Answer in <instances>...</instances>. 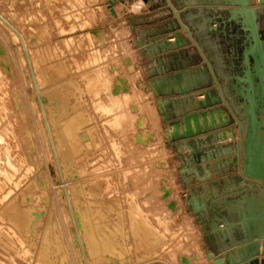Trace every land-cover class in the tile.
<instances>
[{
	"label": "rangeland",
	"instance_id": "374dc122",
	"mask_svg": "<svg viewBox=\"0 0 264 264\" xmlns=\"http://www.w3.org/2000/svg\"><path fill=\"white\" fill-rule=\"evenodd\" d=\"M145 1L146 0H116L114 4V9L116 12H118L116 14L117 15L119 14V15L114 16L111 12V6L109 4V0H0V11L6 17H8L10 21H12V23L25 36L26 44L29 47L28 48L29 55H30L31 62H32V64H30V61L28 60L22 40L11 29V27L0 18V65H1L0 69L1 71L3 70V72H5V73L1 72V78L3 79L7 78V80L4 79L5 81L3 79L2 80H3V83H5L6 87H8L7 88L8 90L9 88H11L9 90V94H10L9 97L11 96V98L9 99L11 100V104L13 102H14L13 104H15V105L9 104L8 105L9 107L7 106L8 108L6 109L3 108L2 110L5 112L0 110V132L4 137H6L5 139L7 140V142L9 140L12 141L13 138L8 137V136H11L10 133L7 132L8 124H9V128L13 131H14V128L18 126L17 127L18 129L17 128L15 129L17 131L13 132L15 134L17 132L16 135L18 136L17 137L15 135L16 138L13 139V142L14 143L16 142L15 145L17 144L15 148L16 151L14 150L15 152H13V154L15 153L14 157H16L15 159L17 163L20 164V166L18 164V168L16 170L14 171L10 170L11 167H9L7 163H5L6 162L5 155L3 154L4 157H2L3 155L1 154L4 152V150L3 149L1 150L0 156L4 159L2 158L0 159V166H1L0 173H2L0 174V177L2 176L1 177L2 180L5 181L4 186L8 185L7 187H9L12 185L11 187H9V189L4 187L3 194H5L6 197H3L4 195L2 193H1L2 195L0 196V203H1L0 206L2 205L1 207L2 208L4 207L3 208L4 212L2 211V209H0V212H1L0 229L2 230V232L4 230V232L7 233V234L4 233L3 235L0 230V237L2 238V239L0 238V255H1L0 263L2 262L1 264H6L7 262L8 264H24V263L25 264L26 263L27 264H37L38 263L37 261L39 260L40 261L38 264H86L85 257L82 253V244L78 238L75 222L73 221L74 217L71 213L72 208L70 209V204L67 199L66 190H65L66 187L69 190V194L72 199V207L75 211L76 218L78 219L80 231H82L81 234H82V237L84 238L83 243L86 248L89 264H95V263L97 264L96 262L97 259H102V260H98L100 262V263L98 262V264H122L121 261L123 260H120V259L126 260L127 257H129V259H127L128 261L127 260L123 261V264H126V263L127 264H139V263L142 264V263L150 262L149 259H151V257L149 256L141 255L139 257V255H136V253L133 250L131 251L132 253L129 252L131 247L135 249V245L134 244H132L133 246L131 245L132 239L130 238L129 234H126L130 232L129 228L127 229V227L124 228L123 233H122L123 235L120 236L121 242L119 243L118 246L119 248L121 247L122 249H124L123 251H125L126 253H130V254H126L124 252V254L121 255L122 253L119 252L120 249L118 250V253H119L118 254L116 252L117 250L113 248L114 246L111 245L110 247L109 245L108 247V243L105 242L106 228L104 224L106 223V221L103 218H99L98 215H96L97 218H95L96 216L91 210V206L94 205V203H92L90 200L88 201L89 190L87 187L88 186L87 183L89 182V180H91L92 176L94 177V175H90V174H92L93 172L94 174L97 173V171L95 170H98V169L100 171H105L106 173L107 171L110 172L113 169L110 172L112 175H110L111 177L109 176V178L110 180L112 179V181L115 179V181L113 182L110 181V182L112 186L111 188L114 189L116 192H114L112 189L111 190L112 192H114L113 194L114 195L116 194V195L115 196L112 195V192L109 190V186H110L109 184L108 188L106 189L108 190V192L105 194V197L107 196L106 198L108 199V201L112 199V201L110 202H112V204L113 203L115 204L114 206L115 208H118L119 206L123 207L125 205L126 200L123 198L129 196L128 194L129 190H130V194L135 192L137 198L138 199L140 198L141 201L144 199V201L142 202L137 199L139 202H141L140 204H142L143 207L145 206L144 209L150 210V208H152L153 206L154 207L157 206V208L158 206L165 207V209H167L168 211L165 210V213L162 212L161 215L163 216H160V217L164 218L166 212H168L166 215L167 217L170 214V219H168V226H172V227L169 228L171 229L169 230V233L174 231L177 234H179L178 235L179 237L180 235H182V238L180 239H178L179 237L177 238L179 243L181 242L180 240L185 238V240H183L184 242L182 241L180 243V244L185 243V244H182V246L189 244L188 246L192 247V245L194 246L193 240H196L199 243V246L201 250L203 251L204 256L207 259H210L208 260L210 263L206 260V264L208 263L216 264L214 262V259L208 257V254L206 250L204 249L203 243L206 238V234L204 233L205 230L203 226L200 224L199 218H197L196 215L194 214L192 205L189 204V201H188L189 200L188 192L185 186V180L188 177L186 175V167L182 166V163H181L182 160L183 162L185 161L186 155L182 151L179 152L177 150V146L174 144L175 142L174 141L170 142V139H168V137H166L165 135L169 122L166 116L162 113L156 93L152 89L151 84L148 81L147 74H146L147 72L146 61H145L143 54H141L139 47L136 43L137 38H138V33H136L135 31L136 29H138L137 27L139 25L144 27L146 24H149V23L148 22H129V20H126V14L127 15L136 14L137 12L141 11L145 6ZM127 2H129L130 4L127 5ZM133 24L136 25V28L132 27ZM182 29L184 30V28ZM50 52L52 53L49 54ZM94 57L96 59H94ZM101 67L104 68L107 71L108 76H110L114 80L113 82L115 83L113 85L114 87L116 86L115 87L116 90L118 91H128L129 90L128 93H132V94L134 93L135 95H137V99L138 98L140 99L142 106H143L142 108H144L143 110L134 108L135 111L137 110L136 112H139L138 119H137V125H136L138 130L135 128V133L137 131L139 132V134L137 133V136H136L135 133H133V131L131 132L132 137H131V134H129V136H127L128 135L127 134L126 136L127 138L130 137L129 138L130 140L127 139L125 136L123 137V134H121V132L123 133V131H121L120 128H118L119 130L114 129V128L109 129L110 126L109 125L106 126L105 122H103L105 121L104 119L105 116H103V114H100L101 113L100 111H97V108L94 103L96 101L94 100L93 97H95V99L97 97L98 100L103 101L105 100L104 92L101 91L100 96L99 95L94 96V94H90L91 93L90 89H88L94 84V82L90 81V80L94 81V78L92 77L93 75L92 73H94L93 70L95 71V69H99ZM2 74H7V76L5 75L6 76L5 77ZM34 74L38 80V87L35 85ZM8 78L11 80H9ZM6 81H8L9 83L10 81H12L11 84L13 85L8 84V82ZM122 86H123V90H122ZM200 95L201 97L204 98L203 93H200ZM41 102L44 103V106L46 108L48 120L50 122L51 131L54 136L56 145L58 147L60 163L62 165V170L65 176V179L62 177L63 175H62L59 163H58V159L53 150L51 138H50L49 131L46 125V121L41 111L42 110ZM70 103L73 105H71ZM65 104H67V106H65ZM78 106L80 107L79 109H78ZM11 108L13 109L10 110ZM1 111L3 114L1 113ZM16 111L18 112V114L16 113ZM83 111H86L85 112L86 115L83 114ZM7 112H10V113H7ZM90 112L93 113V115L96 118ZM5 113H7L8 115ZM11 113H12V116L10 117ZM73 113L74 114L76 113V114L74 115ZM14 114L17 116H15ZM4 115L6 118L4 117ZM81 116L84 119L82 118L83 120L79 121L80 124L79 123L73 124V128H72L73 130H75L74 133L72 131V138H73L72 142H74V145L77 142L76 146L79 145L77 147H80L82 140L83 139L85 140L83 136L84 131L80 132L82 131L81 129L85 130L87 134H89V130L91 127H97V130L94 128H91V131H93L92 134L90 131V134L92 135V137L94 135H97L101 130L100 134H98L101 136V138H98L99 137L98 135H97L98 137L94 136V137H97V139H99V141L97 140L98 141L97 143L95 141H93V143H89V142H92L90 139H93L91 135H89L90 138L88 140L87 139L85 141L83 140L85 142V143L83 142V144L86 147L84 145H83L84 147L81 146L80 151L85 154L86 149L88 148L86 155L80 154L81 152H79V150L78 152H76V149L74 148L75 153L76 154L78 153L77 154L78 158L79 157L81 158L80 155H82L83 159H84V156H87V158L83 161L84 163L87 160L93 161L94 157L96 158L97 157L96 155H98L99 159L96 158V160L98 161L94 160L95 164L94 162L92 163L88 162L90 164L86 162L88 165H91L92 168H95L94 170H92L90 166L88 165L86 166L85 165L86 163L80 164L82 163V160L78 161L77 155H75V153H74L75 160H72L74 163L72 162L73 165L71 164L70 158L73 157V156L71 157V154L73 155L71 151L72 147H70L69 146L70 144L68 145V143L65 144V140L62 137V129H64V127L69 124V119L71 122L72 120H74V118L76 117L81 118ZM13 117H16L17 121H15L16 119H14ZM18 119H20L19 120L20 122L21 120L22 122L24 121V123H18L19 122ZM99 119L101 120L103 125H105L104 127H107L105 128L106 130L103 128V125L101 124ZM85 120L87 121L89 120V121L85 122ZM94 120L99 121V123H97ZM90 121H93V123L90 124ZM14 122L20 125L16 124L17 126L15 125L16 126L15 127ZM84 122L87 125L89 123V126H88L90 127L89 129L87 128V125L83 124ZM140 122L141 123L144 122V123L141 124ZM10 124L12 125L13 129L11 128ZM98 124H101V125H98ZM79 125L83 127L80 128ZM74 126H76L77 129ZM84 126H86V128ZM100 126L102 128H100ZM102 130H103V133H102ZM104 130L107 132L108 136L106 135V133H104L105 132ZM107 130L111 132H108ZM76 132H77V135H76ZM94 132L95 133L97 132V133L94 134ZM110 134L115 135L114 138L116 137V139L119 138L120 140L118 139L117 143L114 142L115 140H113L114 139L113 137L108 138L111 136ZM116 134L118 135V137ZM133 134L135 136H133ZM74 136L75 137L78 136L76 139L78 141L74 140L75 139ZM103 136L107 137V139H104ZM108 139L113 140V141H109ZM6 140H3L4 142L2 141L3 144H5ZM101 140L103 141V144H104V141L105 142L108 141V144L105 143L103 145ZM86 141L88 142L86 143ZM99 142L102 146L99 144ZM94 143H96L97 146H95ZM118 143H120L122 146L119 145ZM117 144L119 145L120 149L116 147L118 146ZM65 145H68V148L67 146L65 147ZM104 146L106 148H109V152L106 151L107 149ZM82 147L85 148V151ZM100 147H103L101 148V150H99L101 152V153L99 152L101 155L97 153L98 151L97 149L98 148L100 149ZM0 148H3V147L0 146ZM104 148L106 149L105 151H104ZM115 148L118 149L117 152L120 153L121 156L120 154L116 152ZM68 150L69 152H71L70 156H69V152L68 153L66 152ZM111 151L113 153H111ZM90 153L91 154L95 153V155H91ZM105 153H107L106 155H108V157L105 155ZM109 154H114V155L109 156ZM17 156L18 157L20 156V158H17ZM100 157L101 158L107 157V158H104L105 159L104 160L103 158L101 159ZM26 162L28 163L26 164ZM2 163H4L7 166L4 167L5 165ZM99 163H102V164L99 165ZM126 163L127 164L129 163V164L127 165ZM1 164L4 165L3 170L5 171L8 170L10 175L12 174L11 172H13L12 174L13 176L11 180L7 178L5 176L4 171L1 170V168H3ZM24 165H25V168L28 169V171L24 168ZM67 165L69 167H67ZM79 165L80 166L85 165L86 168L87 167L89 168L87 169L85 168L87 170L85 171V169L83 170L85 166L84 167L81 166L83 171H79L81 169ZM73 166H74V169H73L74 173L77 175H75L72 172L73 170L71 171L70 169H68V168H73ZM140 166L142 168H140ZM77 167L80 169L78 170ZM21 168L23 169V171L25 170V172H23ZM29 170H30V173H28ZM21 171L26 174L24 175L22 174L21 176V173H22ZM84 171L85 173L87 172L86 177L89 178V175H90L89 179L86 178L85 176L84 177L86 179H84V177L82 176ZM17 172L18 174L19 172H21L20 175H18ZM14 174H16L17 177H15ZM32 175L36 177L34 178ZM4 176L6 177V180ZM77 176L81 178L77 179L78 178ZM112 176L114 177V179ZM23 178H26V179H23ZM15 179H17L16 182L14 181ZM21 179H23L24 181H22ZM87 179H88V182H85L87 181ZM116 179H117V182H116ZM80 180H84L83 184L85 183L87 184V185H84L85 187H87L86 189L82 188L84 186L82 185V181ZM11 181H14V182L11 183ZM18 181L23 185L19 184ZM130 181L131 182L134 181V182L131 183ZM114 182H116L117 185ZM10 183L11 185H9ZM26 183L28 184L30 183L29 184L30 186L28 184L26 185ZM65 184H67V186H65ZM130 184L133 185L131 186L132 189L129 186ZM118 185L121 189L118 188ZM18 186H22L23 189L22 187H19L18 189ZM126 187H129L130 189ZM133 187L135 188L134 192L132 191ZM20 188L23 193L19 191ZM123 188H124V191H123ZM6 189L8 190L7 191L8 193L5 192ZM84 189L85 191L84 193H82ZM15 190L19 192L18 194L22 193V195L17 196L16 195L17 192H15ZM141 192H142V195H141ZM9 194L10 195L13 194V195L10 196ZM14 194L16 195V197ZM85 194L88 196H86ZM107 194L111 195L112 197L114 196L115 199L113 200V198ZM125 194L126 196H124ZM24 195H26V197ZM117 195H120V196H117ZM9 196L14 200H16L17 198L19 201L16 200L17 202L13 203L14 200H11ZM108 196L110 199L108 198ZM22 197L24 198L22 199ZM2 199L8 200L10 202L13 201L11 202L12 205L15 204L16 208H21V209H18L20 212L22 210L26 211L27 214L25 212H23V214H21L22 212L20 213L21 219L25 220L24 224L25 223L28 224V225L23 224V226H25L24 229L21 228L23 229L22 230L23 232L20 231L21 230L20 228H17L18 226L15 228L13 227L15 230L10 229L12 228L11 227L12 220L9 219V217L6 214L4 215L2 214V213H5V210L8 206V203L6 202L8 201L2 200ZM118 199H120L121 201ZM4 201L6 203L5 206H3L5 204ZM116 202L119 204V206H117L118 204H116ZM20 204L24 207V209H22L23 208L22 206L18 207L20 206ZM25 204L29 206H25ZM87 204L91 206L88 207ZM26 207H28L29 209ZM87 207L89 210L87 209ZM83 210L85 211V213ZM33 211H34V214H33ZM88 214L92 215L93 217L92 218L86 217L88 216ZM24 215L25 216L28 215V216L25 217ZM28 217L31 219H28ZM88 218H90L91 221ZM93 218H95L94 221L92 220ZM29 220H30V223H28ZM5 222H7V224H10L9 228H8V225L6 226L8 230L10 229V232L6 230L7 228L3 227L6 225ZM89 222H91L94 230L89 229V228H92L91 224H88V229H87V226H85ZM83 223L85 225H83ZM178 228H180L181 230ZM26 229L28 230V232L27 231L25 232ZM12 230L13 232H11ZM16 230H17L16 232L17 234L19 233L18 231H20L18 235L16 233L14 234V231ZM97 230L101 236L97 234L98 233ZM87 232L89 233L88 234L89 236H87ZM9 233H11L12 235ZM13 234L15 235L14 240L13 238H11L14 236ZM7 235L11 236L9 237L10 240H7L8 239ZM20 235H22V238H24V240L21 238ZM51 235H54V237ZM18 236L21 241L18 240L19 239ZM24 236H26V238ZM43 238L45 240L46 238H48L49 240L45 241ZM96 238H99V239H96ZM17 240H18L17 245L18 244L21 246L23 245L24 247L26 246V248L24 249L23 246L21 247L19 245L17 247L16 242H15ZM27 240L29 244L26 243ZM19 241L21 242V244ZM97 241L99 242L101 241V243L98 244L99 242L97 243ZM12 242L13 244L14 243L15 244L13 245ZM93 244H95V246ZM123 244H125V246ZM100 245L102 247L103 246H106V247L102 248ZM12 246L13 247L15 246L14 247L15 249H13ZM20 247L21 249H19ZM91 247L93 248L92 251H91ZM126 247L128 248L126 249ZM183 247H186V246H183ZM23 249L24 251H22ZM17 250H20L21 253ZM111 252L113 253L111 254ZM19 254H22V255H19ZM107 254H110L111 257ZM113 254L115 255L117 254V256H112ZM101 255L103 258L101 257ZM97 256L101 258L96 259ZM161 256H165V255L161 254ZM10 257H13V258H10ZM162 258L166 260L165 262L168 264L169 261H167L166 256ZM144 259H147L148 261L146 260L144 261ZM159 259L161 260L160 256H159ZM163 259L161 260L162 262L159 260L157 264H160V263L166 264ZM3 260L6 263H4ZM132 261L134 262L132 263ZM11 262H14V263H11Z\"/></svg>",
	"mask_w": 264,
	"mask_h": 264
},
{
	"label": "crops",
	"instance_id": "0c3cea01",
	"mask_svg": "<svg viewBox=\"0 0 264 264\" xmlns=\"http://www.w3.org/2000/svg\"><path fill=\"white\" fill-rule=\"evenodd\" d=\"M171 1L178 9L182 20L194 32V29L202 22L193 21L192 15L195 16L205 6L200 5L199 0ZM129 4L127 2V5ZM126 20H129V22L149 23L144 27L139 25L135 31L138 33L136 43L146 61L148 81L156 93L162 113L166 118L170 114L174 117L181 114L182 109H184L183 103L186 102H182V97L178 94L179 82L173 77V74L188 70L190 76L187 77L185 75L181 83L187 87H189V83L194 85L195 76L200 79L207 77L209 74L204 59L196 46L188 40L186 32L179 27L178 21H176L166 0H146L144 8L136 14H126ZM132 27L136 28V25L133 24ZM177 33L180 36V40H183L181 42H184L180 46L175 44L176 38L174 36ZM165 40L173 45L164 49ZM198 42L206 56L212 61L204 44L201 41ZM217 64L219 65V63L212 61L214 68ZM192 70L195 72L193 73ZM233 74L225 73L226 76ZM225 75L222 74L221 77H218L224 91L227 90V77ZM210 86H214V84L211 82L209 86L203 89L206 90ZM202 90L193 92L197 100L203 98L200 95ZM221 108L226 113H216L214 116L220 127L211 131L213 134H218L219 137L224 136L222 141H219L215 136V142L219 146L218 149L229 148L231 144L236 145L239 129L238 124L230 116V112L226 108L224 109L222 105ZM220 118L222 122L228 121L229 124L222 126ZM167 120L170 122L169 119ZM207 135L208 133L200 135V137ZM183 142L179 141L174 144L181 145ZM202 148H205L206 153L213 150L210 142H207ZM177 150L180 152L178 147ZM194 150L182 147V152L186 155L185 163L180 160L182 166L186 167V175L188 177L185 180L188 201L205 230L204 249L207 253L215 252L217 257L226 260L228 259L229 251L240 244H244L245 236L240 225V217L236 211L241 205H247L246 200L256 199L251 203L253 206L251 208V218L247 219V223L252 228L254 235L258 236V231L264 229V190L249 185L241 177L236 162L238 155L236 151H229L222 157H215L214 159H207L206 154L199 153L200 160H196L193 156ZM195 197H198L204 203L201 211H196L191 203V200ZM230 236L233 241L230 240ZM226 264L228 263L226 262ZM247 264H264V256Z\"/></svg>",
	"mask_w": 264,
	"mask_h": 264
},
{
	"label": "bare ground",
	"instance_id": "6f19581e",
	"mask_svg": "<svg viewBox=\"0 0 264 264\" xmlns=\"http://www.w3.org/2000/svg\"><path fill=\"white\" fill-rule=\"evenodd\" d=\"M148 1V0H147ZM256 2V5L257 4H259V1L260 0H255ZM172 2V1H171ZM174 5V4H173ZM113 8H114V6H113ZM177 9V8H176ZM115 10V9H114ZM177 11H178V9H177ZM111 12H112V8H111ZM116 12V11H115ZM117 13V12H116ZM112 14L115 16V14L112 12ZM117 15V14H116ZM0 18L3 20V21H5V23L6 24H8L10 27H11V29L19 36V38L22 40V43H23V45H24V47H25V51H26V54H27V57H28V60L30 61V64H32V62H31V58H30V55H29V47L27 46V44H26V39H25V36L22 34V32L12 23V21H10L9 19H8V17H6L1 11H0ZM185 30V29H184ZM175 37V36H174ZM44 53V52H43ZM52 52H50L49 54H51ZM41 54V53H40ZM48 54V55H49ZM85 57V56H84ZM90 57V56H89ZM92 58V57H91ZM82 59V58H81ZM94 59H96L95 57H94ZM86 62V61H85ZM92 62V61H91ZM87 63V62H86ZM85 64V63H84ZM1 66V65H0ZM32 68V67H31ZM102 68V67H101ZM99 68V69H95V71L93 70V72L94 73H92L93 75H92V77L94 78V81H92V80H90L91 82H94V84L90 87V88H88V89H90V94H94V96H97V95H99L100 96V94H101V91H103L104 92V98H105V100H103V101H101V100H98V98L96 97V99H95V97H93V95H92V97L94 98V100L96 101V102H94L95 103V106H96V108H97V111H100L101 113L100 114H103V116H105V121H103V122H105V125L107 126V125H109L108 127H109V129H111V128H114V129H118V128H120L121 129V131H123V133L121 132V134H123V137L125 136L126 138H127V136H129V134H131V132L133 131V133H135V128L138 130V128L136 127V125H137V119H138V114H139V112H136L135 110H134V108L135 109H144V108H142L143 106H142V103H141V101H140V99L138 98L137 99V95H135L134 93L132 94V93H128L129 92V90L128 91H118V90H116L115 89V87H114V83L115 82H113L114 80L110 77V76H108V74H107V71L104 69V68ZM4 69V68H3ZM92 69V68H91ZM34 71V70H33ZM62 71H63V69H62ZM1 72L2 73H5V72H3V70L1 71V69H0V110H2L3 108L4 109H6V108H8L9 106V104H11V100L9 99V98H11V96L9 97V90L11 89V88H9V90L7 89L8 87H6V85H5V83H3V80L4 79H6L7 80V78H1ZM92 72V71H91ZM7 74H8V72H7ZM7 74H2V75H6L7 76ZM5 76V77H6ZM86 76V75H85ZM117 77V76H116ZM92 78V79H93ZM3 79V80H2ZM9 79V78H8ZM9 80H11V79H9ZM8 80V81H9ZM87 80V79H86ZM5 81V80H4ZM8 81H6V82H8ZM34 81H35V85L38 87V80H37V78H36V76H35V74H34ZM125 81V80H124ZM11 82L12 81H10V83L8 82V84H11ZM113 82V83H112ZM129 83V82H128ZM11 85H13V84H11ZM91 85V84H90ZM117 85V84H116ZM119 85V84H118ZM125 85V84H124ZM8 86V85H7ZM12 88H14V87H12ZM91 89H92V91H91ZM134 89V88H133ZM121 90V89H120ZM122 90H123V86H122ZM89 91V90H88ZM93 92V93H92ZM102 92V93H103ZM132 92V91H131ZM201 93H203V92H201ZM14 94V93H13ZM17 94V93H16ZM78 94V93H77ZM204 94V93H203ZM15 95V94H14ZM80 96V95H79ZM102 96V95H101ZM136 96V97H135ZM203 96V95H202ZM17 98V97H16ZM134 98V99H133ZM41 99V98H40ZM100 99H101V97H100ZM203 99V98H202ZM42 101V100H41ZM76 102V101H75ZM84 102V101H83ZM14 103V102H13ZM12 103V104H13ZM93 103V102H92ZM11 104V105H12ZM71 104V103H70ZM78 104V103H77ZM13 105H15V104H13ZM71 105H73V104H71ZM71 105H70V107H71ZM83 105V104H82ZM8 106V107H7ZM41 106H42V113H43V116H44V118H45V121H46V125H47V128H48V131H49V135H50V138H51V143H52V146H53V150H54V152H55V154H56V156H57V159H58V163H59V166H60V169H61V172H62V177L65 179V176H64V174H63V170H62V165H61V163H60V157H59V151H58V147H57V145H56V142H55V139H54V136H53V134H52V131H51V127H50V122H49V120H48V116H47V112H46V108H45V106H44V103L43 102H41ZM65 106H67V104H65ZM136 106H138V107H136ZM10 107H12V106H10ZM19 107H21V106H19ZM80 107L78 106V109H79ZM96 108H95V110H96ZM13 108H11L10 110H12ZM63 109V108H62ZM76 109V108H75ZM85 109V108H84ZM15 110V109H14ZM13 110V111H14ZM20 110V109H19ZM24 110V109H23ZM22 110V111H23ZM146 110V109H145ZM3 111V110H2ZM2 111H1V113H2ZM21 111V110H20ZM71 111V110H70ZM69 111V112H70ZM140 111V110H139ZM3 112H5V111H3ZM73 112H75V111H73ZM80 112V111H79ZM82 112V111H81ZM85 112L86 111H83V114L84 115H86L85 114ZM92 112V111H91ZM90 112V113H91ZM7 113H10V112H7ZM7 113H5V114H7ZM15 113V112H14ZM16 113L18 114V112L16 111ZM78 113V112H77ZM89 113V114H90ZM144 113V112H143ZM3 114V113H2ZM1 114V115H2ZM20 114V113H19ZM74 114V113H73ZM76 114V113H75ZM74 114V115H75ZM82 114V113H81ZM80 114V115H81ZM92 115H93V113H91ZM90 114V115H91ZM8 115V114H7ZM6 115V116H7ZM10 115V114H9ZM15 115V114H14ZM13 115V116H14ZM141 115V114H140ZM12 116V113H11V115H10V117ZM15 116H17V115H15ZM19 116V115H18ZM78 116V115H77ZM88 116V115H87ZM94 116V115H93ZM100 116V115H99ZM102 116V117H103ZM144 116V115H143ZM148 116V115H147ZM146 116V117H147ZM3 117V116H2ZM4 117H5V115H4ZM79 117V116H78ZM95 117V116H94ZM101 117V116H100ZM145 117V116H144ZM6 118V117H5ZM14 119H16V117H13ZM20 118H22V117H20ZM83 117L81 116V118H74V120H72L71 122H70V119H69V124L68 125H66L65 127H64V129H62V137L64 138V140H65V144H67L68 143V145L70 146V147H72V149H71V151H72V153H73V155L71 154V157L72 158H70V160H71V164H72V160H75V155H77L76 153H75V150H74V148L76 149V152H78V150H79V152H81L80 151V147L81 146H83L84 144H83V142L87 139H89L90 137H89V135H91L92 134V132L93 131H91V128H94V129H96L97 130V127H88L89 126V123H88V125L87 124H85V122L87 121V120H85V122L83 123V124H85V125H87V128L89 129L90 128V130H89V134H87V132L85 131V130H83V129H81L82 131H80V132H83L84 131V134H83V136H84V138H85V140L83 141L82 140V138H81V140H82V145L80 144V147H77V146H79V145H77L76 146V144H77V142H76V144L74 145V142H72V131H73V133L75 132V130H73L72 128H73V124H77V123H79V121H81V120H83L82 119ZM86 118V117H85ZM93 118V117H92ZM96 118V117H95ZM139 118H140V116H139ZM14 119H13V121H14ZM68 119V118H67ZM76 119V120H75ZM77 119H78V121H77ZM101 119V118H100ZM99 119V120H100ZM142 119V118H141ZM149 119V118H148ZM20 119H18V121H19ZM61 120V119H60ZM91 120H93V119H91ZM102 120V119H101ZM101 120H100V122H101ZM15 121H17V119L15 120ZM62 121V120H61ZM65 121V120H64ZM66 121H68V120H66ZM89 121V120H88ZM87 121V122H88ZM94 121H96V120H94ZM143 121V120H142ZM147 121V120H146ZM97 123H99V121H96ZM95 122V123H96ZM8 123V122H7ZM15 123V124H14ZM13 124H14V126L17 124V125H20V124H18V123H24V121L22 122V120H21V122L19 121L18 123H16V122H14ZM82 123V122H81ZM93 123V121H90V124H92ZM94 123V124H95ZM141 123V122H140ZM142 123H144V122H142ZM141 123V124H142ZM80 124V123H79ZM93 124V125H94ZM101 124L103 125V123L101 122ZM101 124H98V125H101ZM1 125H2V123H1ZM3 125H4V123H3ZM11 125V124H10ZM16 125V126H17ZM25 125V124H24ZM65 125V124H64ZM82 125V124H81ZM105 125H103V128L105 129V128H107V127H104ZM15 126V127H16ZM61 126H63V125H61ZM77 126V125H76ZM76 126H74V127H76ZM80 126V125H79ZM95 126V125H94ZM18 127V126H17ZM16 127V128H17ZM23 127V126H22ZM83 126H80V128H82ZM85 128H86V126H84ZM144 127V126H143ZM11 128L13 129V127H12V125H11ZM16 128H14V131H17V130H15ZM19 128H21V127H19ZM100 128H102L101 126H100ZM142 128V127H141ZM1 129H3V128H1ZM18 129V128H17ZM76 129H77V127H76ZM88 129H86V130H88ZM139 129H140V127H139ZM143 129V128H142ZM96 130H94V131H96ZM106 130V129H105ZM104 130V131H105ZM119 130V129H118ZM239 130V129H238ZM13 130H11L10 128H9V124H8V128H7V132H9L10 133V135L11 136H8V137H12L13 139H15L16 138V134H17V132H16V134L15 133H13L14 132ZM90 131H91V134H90ZM108 131V130H107ZM4 132V131H3ZM18 132H20V131H18ZM78 132V131H77ZM77 132H76V135H77ZM98 132V131H97ZM96 132V133H97ZM100 132H101V130H100ZM100 132L98 133V134H100ZM108 132H111V131H108ZM166 132H168V128H167V131ZM166 132H165V135H166ZM22 133V132H21ZM86 133V134H85ZM95 132H94V134H96ZM102 133H103V130H102ZM104 133H106V135H107V132L105 131ZM114 133H116V132H114ZM137 133L139 134V132H137L136 131V133H135V135L137 136ZM5 134V133H4ZM7 134V133H6ZM20 134V133H19ZM24 134V133H23ZM97 134V135H98ZM109 134V133H108ZM128 134V135H127ZM9 135V134H8ZM16 135V136H15ZM26 135V134H25ZM79 135V134H78ZM81 135V134H80ZM97 135H94V136H97ZM111 135V134H110ZM117 135V134H116ZM127 135V136H126ZM134 134H133V136H135ZM22 136V135H21ZM21 136H19V137H21ZM92 137V135H91V137L93 138V139H90L92 142H89V143H93V141H95L96 143L99 141V139H97V137L98 138H101V136L100 135H98L97 137ZM104 136H105V134H104ZM103 136V137H104ZM108 136V135H107ZM114 136L115 135H111L110 137H108V138H111V137H113L114 138ZM18 137V136H17ZM25 137V136H24ZM75 137V136H74ZM77 137L78 136H76L75 137V139L74 140H76L77 139ZM102 137V138H103ZM117 137H118V135H117ZM122 137V138H123ZM131 137H132V134H131ZM232 137V136H231ZM6 137H4L2 134H1V132H0V146H2L3 148H0V152H1V150L3 149L4 150V152L3 153H1L2 155L4 154L5 155V160H6V162L5 163H7V165L9 166V167H11V169L10 170H12V171H14V170H16L17 168H18V164L19 163H17V161H16V157H14L15 155V153L13 154V152H15L16 150H15V148H16V146H17V144L15 145V143L13 142V139H12V141H8L7 142V140L5 139ZM130 137H128L127 139H129ZM134 138V137H133ZM133 138H132V140H133ZM95 139V140H94ZM104 139H107V137H104ZM119 139V138H118ZM118 139H116V137L113 139V140H115L114 142H118ZM3 140H6V142H5V144H3ZM98 140V141H97ZM109 140V139H108ZM113 140H109V141H113ZM117 140V141H116ZM120 140V139H119ZM130 140V139H129ZM3 141V142H2ZM18 141V140H17ZM76 141H78V140H76ZM102 141V140H101ZM140 141V140H139ZM2 142V143H1ZM19 142V141H18ZM80 142V141H79ZM88 141H86V143H87ZM114 142H112V143H114ZM135 142H137V141H135ZM85 143V142H84ZM96 143H94L95 144V146H97L96 145ZM105 143H107L108 144V141L107 142H105L104 141V144ZM93 144V145H94ZM99 144H100V142H99ZM102 144H103V141H102ZM103 144V145H104ZM111 144V143H110ZM119 145H121L120 143H118ZM117 144V145H118ZM68 145H65V147L67 146V148H68ZM91 145V144H90ZM101 145V144H100ZM119 145L118 146H116V147H118V149H120L119 148ZM64 146V145H63ZM85 146V145H84ZM83 146V147H84ZM102 146V145H101ZM107 146H109V145H107ZM122 146V145H121ZM19 147V146H18ZM27 147V146H26ZM77 147V148H76ZM82 147V148H83ZM86 147V146H85ZM98 147H99V145H98ZM105 147V146H104ZM138 147V146H137ZM79 148V149H78ZM97 148V147H96ZM101 148H103V147H100V149L98 148L97 150V153L98 154H100L101 152L99 151V150H101ZM106 148V147H105ZM104 148V151L106 150V151H108L109 152V148H106L105 149ZM18 149V148H17ZM22 149V148H21ZM84 149V151H85V148H83ZM91 149H92V147H91ZM111 149V148H110ZM116 149V148H115ZM118 149H116V152H117V150ZM15 150V151H14ZM87 150H88V148L86 149V152H85V154L84 153H80V154H84V155H86L87 154ZM95 150V149H94ZM103 150V149H102ZM112 150V149H111ZM83 151V150H82ZM90 151V150H89ZM88 151V152H89ZM18 152V151H17ZM67 153L69 152V150L68 151H66ZM91 152V151H90ZM100 152V153H99ZM122 152V151H121ZM19 153V152H18ZM67 153H66V155H67ZM70 153L71 152H69V156H70ZM74 153H75V155H74ZM96 153V152H95ZM95 153L93 154H91V155H95ZM111 153H113L112 151H111ZM118 153V152H117ZM107 153H105V155H106ZM118 154H120V153H118ZM117 154V155H118ZM4 155L2 156V157H4ZM16 155H17V153H16ZM29 155V154H28ZM90 155V156H91ZM101 155V154H100ZM103 155V154H102ZM104 155V156H105ZM110 155H114V154H109V156ZM24 156V155H23ZM22 156V157H23ZM81 156V158H82V155H80ZM97 157V159H99V157H98V155H96ZM107 157H108V155H106ZM120 156H121V154H120ZM1 156H0V159L2 158ZM92 157V156H91ZM107 157H104V158H107ZM112 157V156H111ZM17 158H20V156L18 157L17 156ZM26 158V157H25ZM77 158H78V155H77ZM80 157L77 159L78 161L79 160H82V163H80V164H83L84 162V160L87 158V156H84V159L82 158L81 159ZM89 158V157H88ZM96 158L94 157V159H93V161H91V160H87L86 162L88 163V162H94V160L95 161H98V160H96ZM101 158V157H100ZM103 158V157H102ZM101 158V159H102ZM103 158V159H104ZM110 158V157H109ZM114 158V157H113ZM2 159H4V158H2ZM90 159V158H89ZM18 160V159H17ZM66 160V159H65ZM68 160V159H67ZM105 160V159H104ZM115 160V159H114ZM113 160V161H114ZM21 161H22V159H21ZM135 161V160H134ZM19 162V161H18ZM23 162H24V160H23ZM68 162H70V161H68ZM67 162V163H68ZM81 162V161H80ZM85 162V163H86ZM102 162H104V161H102ZM110 162V161H109ZM28 162H26V164H27ZM74 163V162H73ZM76 163H77V161H76ZM84 163V164H85ZM85 164L86 166L88 165V164H90V163H88V164ZM112 163V162H111ZM2 164H4V163H2ZM1 164V165H2ZM94 164H95V162H94ZM102 163H99V165H101ZM127 164V163H126ZM129 164V163H128ZM127 164V165H128ZM5 165V164H4ZM4 165H2V167L4 166ZM7 165H5L4 167H6ZM35 165V164H34ZM70 165V164H69ZM73 165V164H72ZM78 165V164H77ZM84 165V166H85ZM131 165V164H130ZM147 165V164H146ZM19 166H20V164H19ZM23 166V165H22ZM31 166V165H30ZM76 166V165H75ZM82 167H84L83 165H81ZM81 166L79 165V167L81 168ZM86 166L83 168V170L86 168ZM88 166H90V168H92L91 167V165H88ZM92 166H93V164H92ZM103 166V165H102ZM119 166V165H118ZM1 167V166H0ZM4 167L3 168H1V170L2 171H4V173H5V176L7 177V178H9L10 180L12 179V174H13V172H11L12 174L10 175V173H9V171L7 170V171H5V170H3L4 169ZM67 167H69L68 165H67ZM95 167V166H94ZM20 168V167H19ZM23 168V167H22ZM21 168V169H22ZM24 168H25V165H24ZM23 168V169H24ZM80 168H78L77 167V169L79 170ZM87 168H89V167H87ZM86 168V169H87ZM97 168V167H96ZM105 168V167H104ZM118 168V167H117ZM124 168V167H123ZM127 168V167H126ZM140 168H142L141 166H140ZM9 169V168H8ZM23 169H22V171H23ZM26 169V168H25ZM30 169V168H29ZM68 169H70L71 171L74 169V166H73V168H68ZM85 169V171H87ZM95 168H92V170H94ZM98 169V168H97ZM144 169V168H143ZM19 170V169H18ZM27 171H28V169H26ZM82 170V168L79 170V171H83ZM89 170V169H88ZM99 170V169H98ZM98 170H95V171H97V173H95L94 174V172L92 173V174H90V175H94V177L92 178L91 177V180H89V182H88V179L90 178V175H89V178L88 177H86V173H85V171H84V173H83V177L85 176L86 178H88L87 179V181H85V182H88L87 184H88V190H89V197H88V201L90 200L92 203H94V205H88V207L89 206H91V210L93 211V213H94V215L96 216V215H98L99 216V218H103L105 221H106V223L104 224L105 225V228H106V230H105V237H106V239H105V242H107L108 243V247H109V245H110V247H111V245L112 246H114L113 248H115V250H117L116 252L118 253V250H119V252H121L122 254L121 255H123L124 254V252L125 251H123L124 249H122L121 247L119 248V243L121 242V240H120V236L121 235H123L122 233H123V230H124V228H126L127 227V229L129 228V230H130V232L129 233H126V234H129V236H130V238L132 239L131 240V245L132 244H134L135 245V249L134 248H130V250H129V252H131L132 250L136 253V255H139V257L141 256V255H146V256H149V257H151V259H149V261L150 262H147V263H142V264H157L158 263V261L160 260L159 259V256L161 257V260L163 259L162 257H165L166 256V258H167V261H169L168 262V264H206V260L208 261V260H210V259H207L205 256H204V253H203V251L201 250V248H200V246H199V243L196 241V240H193V239H191V240H193V244H194V246L192 245V247L191 246H188V245H183V246H186V247H183L182 246V244H185V243H182V244H180L183 240H185V238H183L182 240H180L181 242L179 243V241H178V239H180V238H182V235H180V237L178 236L179 234H177L176 232H170L169 233V230H171V229H169V228H171L172 226H168V219H170V214L168 215V217L166 216L167 215V213L168 212H166V214H165V217L163 218V217H160V216H163V215H161L162 214V212H164L165 213V210H167V209H165V207H159L158 206V208H157V206L156 207H152V208H150V210H148V209H144V207H143V205L142 204H140L142 201H144V199L143 198H141V199H143L142 201L140 200V198L138 199L137 198V196H136V193L134 192V190H135V188L133 187V192L134 193H132V194H130V190H129V196L128 197H125V198H123V199H125L126 200V203H125V205L122 207V206H119V204L116 202V204H118L117 206H119L118 208H115L114 206H115V204L113 203L112 204V202H110V201H112V199L110 200V201H108V199L105 197V194L108 192V190H106L107 188H108V186H109V184H110V186H109V190L112 192V190L114 191V192H116L114 189H112L111 187V182H113V181H115V179H114V177H113V181H112V179L110 180V178H109V176L110 175H112L110 172L113 170H111L110 172H108L107 171V173L105 172V171H98ZM109 170V169H108ZM120 170V169H119ZM21 171V172H22ZM77 171V170H76ZM90 171V170H89ZM121 171V170H120ZM21 172H19V174H18V172H17V174L18 175H20V173ZM23 172H25V170L23 171ZM21 173V176H22V174L24 175V174H26V173ZM73 173H74V170L72 171ZM158 172V171H157ZM3 173V174H4ZM28 173H30V170H29V172ZM82 173V172H81ZM91 173V172H90ZM151 173V172H150ZM0 174H2V173H0ZM75 174V173H74ZM140 174V173H139ZM15 175V177H17L16 176V174H14ZM37 175V174H36ZM75 175H77V174H75ZM4 176V178H5V180H6V177ZM33 176V175H32ZM80 176V175H79ZM118 176V175H117ZM133 176V175H132ZM136 176V175H135ZM2 177V176H1ZM0 177V196L4 193L3 192V189H4V187L5 188H8L9 189V187H11L12 185H11V183L12 182H16V180L18 179H15L14 181H11V183L9 184V185H11V186H9V187H7V186H4V182L5 181H3L2 180V178ZM18 177H20V176H18ZM34 177V176H33ZM36 177V176H35ZM34 177V178H35ZM78 177V176H77ZM84 177V179H86ZM111 177V176H110ZM38 178H40V177H38ZM79 178H81V177H78L77 179H79ZM122 178V177H121ZM120 178V179H121ZM151 178V177H150ZM23 179H26V178H23ZM23 179H21L22 181H24ZM129 180V179H128ZM127 180V181H128ZM65 181V180H64ZM80 181H82V185L84 186V185H87L86 183L85 184H83V182H84V180H80ZM79 181V182H80ZM111 181V182H110ZM149 181V180H148ZM19 182V181H18ZM27 182V181H26ZM38 182V181H37ZM116 182H117V179H116ZM116 182H114L116 185H117V183ZM131 182V181H130ZM132 182H134V181H132ZM131 182V183H132ZM138 182V181H137ZM23 183H25V182H23ZM119 183H120V181H119ZM128 183V182H127ZM126 183V184H127ZM15 184V183H14ZM19 184H21L20 182H19ZM28 183H26V185H27ZM30 184V183H29ZM28 184V185H29ZM115 184H114V186H115ZM135 184V183H134ZM139 184V183H138ZM21 185H23V184H21ZM113 185V184H112ZM121 185H122V183H121ZM30 186V185H29ZM65 186H67V184H65ZM80 186H81V184H80ZM130 186V188H131V186H133L132 184H130L129 185ZM14 187V186H13ZM12 187V188H13ZM19 187H22V186H18V189H19ZM28 187V186H27ZM45 187V186H44ZM87 187H82V188H87ZM137 187V186H136ZM29 188V187H28ZM32 188V187H31ZM42 188V187H41ZM117 188V187H116ZM118 188H120L119 187V185H118ZM125 188V187H124ZM124 188H123V191H124ZM126 188H129V187H126ZM129 188V189H130ZM139 188V187H138ZM22 189H23V187H22ZM85 189L82 191V193H84V191H85ZM112 189V190H111ZM121 189V188H120ZM132 189V188H131ZM30 190H32V189H30ZM29 190V191H30ZM42 190V189H41ZM40 190V191H41ZM65 190H66V195H67V199H68V202H69V204H70V209L72 208V215H73V217H74V222H75V226H76V229H77V234H78V238H79V240L81 241V244H82V253H83V255H84V257H85V262H86V264H89V261H88V257H87V252H86V248H85V246H84V243H83V237H82V234H81V232L82 231H80V227H79V224H78V219L76 218V214H75V211H74V209H73V207H72V199H71V196H70V194H69V190L67 189V187L65 188ZM88 190H87V192H88ZM106 190V191H105ZM127 190V189H126ZM8 190L6 189V193H8L7 192ZM20 192H22L21 191V188H20V190H19ZM25 191V190H24ZM39 191V192H40ZM45 191V190H44ZM128 191V190H127ZM126 191V192H127ZM140 191H142V190H140ZM12 192V191H11ZM15 192H17V190H15ZM32 192V191H31ZM114 192H112V195H114L113 193ZM122 192V191H121ZM2 193V194H1ZM10 193V192H9ZM19 192H17V196L18 195H22V193H20V194H18ZM42 193H43V191H42ZM38 194V193H37ZM40 194V193H39ZM120 194V193H119ZM127 194V195H128ZM4 196L3 197H6V195L5 194H3ZM10 195V194H9ZM11 195H13V194H11ZM10 195V196H11ZM15 195V194H14ZM16 195H15V197H16ZM42 195V194H41ZM86 195V194H85ZM88 195H86V196H88ZM107 195H109V194H107ZM116 195V194H115ZM114 195V196H115ZM141 195H142V192H141ZM9 196V198L11 199V200H14V199H12L11 197ZM25 197H26V195H24ZM36 196V195H35ZM83 196H84V194H83ZM85 196V197H86ZM109 196H111V195H109ZM109 196H108V198H109ZM112 197L113 198V200L115 199V197ZM117 196H120V195H117ZM124 196H126V194L124 195ZM140 196V195H139ZM14 197V196H13ZM143 197V196H142ZM24 197H22V199H23ZM41 198V197H40ZM117 198V197H116ZM120 198V197H119ZM7 199V198H6ZM26 199V198H25ZM110 199V198H109ZM139 201H141V202H139ZM2 200H5V199H2ZM16 200H18L17 198H16ZM16 200H14V202L13 201H11V202H13V203H15V202H17ZM84 200V199H83ZM118 200H120V199H118ZM146 200V199H145ZM5 201H8V200H5ZM5 201H4V203H5ZM19 201V200H18ZM20 201H22V200H20ZM26 201V200H25ZM25 201H23V202H25ZM34 201V200H33ZM116 201H117V199H116ZM121 201V200H120ZM147 201V200H146ZM10 201H8V202H6V203H8V206H7V208H6V210H5V213H2L3 215L4 214H6L8 217H9V219H11L12 221H11V227L12 228H10V229H14L15 227H17V228H23L24 229V227L25 226H23V224H24V222H25V220L24 219H21V217H20V213L21 214H23V212H25L26 213V211L25 210H22L21 212L18 210V209H21V208H16V206H15V204H13L12 205V203H11ZM149 202V201H148ZM6 203L3 205V206H5L6 205ZM19 203V202H18ZM1 204V203H0ZM9 204H11V205H9ZM22 204V203H21ZM20 204V206H18V207H21L22 205ZM29 204V203H28ZM34 204V203H33ZM16 205H18V204H16ZM105 205H106V207H105ZM2 206V205H1ZM0 206V207H1ZM25 206H29V205H26L25 204ZM23 207V206H22ZM88 207H87V209H88ZM4 208V207H3ZM3 208L1 207L0 209H2V211H3ZM26 208H28V207H26ZM22 209H24V207L22 208ZM29 209V208H28ZM89 210V209H88ZM164 210V211H163ZM37 211V210H36ZM84 211V210H83ZM168 211V210H167ZM170 211V210H169ZM4 212V211H3ZM24 213V214H25ZM31 213V212H30ZM84 213H85V211H84ZM87 213V212H86ZM89 213V212H88ZM115 215H114V214ZM171 213V212H170ZM0 214H1V212H0ZM27 214V213H26ZM33 214H34V211H33ZM37 214V213H36ZM90 214H88V216H86V217H90V218H92L93 216L92 215H90ZM25 216V215H24ZM23 216V217H24ZM28 215H26L25 217H27ZM34 216V215H33ZM39 216V215H38ZM22 217V218H23ZM4 218V217H3ZM5 218H6V216H5ZM20 218V219H19ZM90 218H88L90 221H91V219ZM95 218H97V216L95 217ZM95 218H93L92 220L94 221V219ZM8 219V220H9ZM28 219H31V218H29L28 217ZM28 219H26V220H28ZM36 219V218H35ZM3 220V219H2ZM7 220V219H6ZM24 220V221H23ZM37 220H38V218H37ZM98 220V219H97ZM35 221V220H34ZM88 221V220H87ZM93 221H92V223H93ZM2 222V221H1ZM8 222V221H7ZM7 222H5L6 223V225L5 226H3L4 225V223H3V227L4 228H7L6 226L8 225V228H9V225L10 224H7ZM28 222V221H27ZM39 222V221H38ZM73 222V223H74ZM85 222H86V220H85ZM28 223H30V220H29V222ZM36 223V222H35ZM100 223H102V222H100ZM22 224V225H21ZM26 224V223H25ZM24 224V225H25ZM31 224H33V223H31ZM88 224H91V222H89V223H87V225H85L84 223H83V225H85V226H87V229H88ZM127 224V225H126ZM171 224V223H170ZM26 225H28V224H26ZM38 225V224H37ZM47 225H48V223H47ZM99 225H101V224H99ZM54 226V225H53ZM90 226V225H89ZM91 226H92V224H91ZM90 226V227H91ZM103 226V225H102ZM125 226V227H124ZM3 227H2V229H3ZM14 227V228H13ZM42 227V226H41ZM180 227V226H179ZM183 227V226H182ZM181 227V228H182ZM8 228L6 229L8 232H10V229L8 230ZM16 228V229H17ZM38 228H39V226H38ZM53 228V227H52ZM84 228V227H83ZM103 228V227H102ZM23 229H21L20 231L21 232H23L22 230ZM89 229H93L94 230V228H93V226H92V228H89ZM178 229H180V228H178ZM1 230V229H0ZM15 230V229H14ZM18 230V229H17ZM17 230L16 231H14V234L17 232ZM34 230V229H33ZM102 230V229H101ZM172 230H173V228H172ZM175 230V229H174ZM181 230V229H180ZM187 230V229H186ZM20 231H18L19 233H20ZM28 232V230L26 229L25 230V232ZM87 231V230H86ZM99 231H100V229H99ZM103 231H104V229H103ZM183 231V230H182ZM1 232H2V230H1ZM11 232H13V230L11 231ZM46 232V231H45ZM91 232H92V230H91ZM97 232H98V230H97ZM125 232V231H124ZM178 232V231H177ZM4 233H6V232H4V230H3V232H2V234L4 235ZM18 233V234H19ZM34 233V232H33ZM32 233V234H33ZM36 233V232H35ZM44 233V232H43ZM52 233V232H51ZM84 233V232H83ZM7 234V233H6ZM9 234H11V233H9ZM13 234V235H14ZM17 234V233H16ZM17 234V235H18ZM25 234V233H24ZM29 234V233H28ZM45 234V233H44ZM85 234V233H84ZM89 233L87 232V236H89L88 235ZM96 234V233H95ZM97 234H99V232L97 233ZM189 234V233H188ZM12 235V234H11ZM23 235V234H22ZM22 235H20L21 236V238H22ZM27 235V234H26ZM34 235V234H33ZM40 235H41V233H40ZM100 235V234H99ZM6 236V235H5ZM8 236V239L7 240H10L9 239V237H11L10 235H7ZM51 236H53L54 237V235H51ZM101 236V235H100ZM127 236V235H126ZM128 236V237H129ZM186 236V235H185ZM14 237H15V235L13 236V237H11V238H13V240H14ZM17 237V236H16ZM25 238H26V236H24ZM29 237V236H28ZM27 237V238H28ZM46 237V236H45ZM49 237V236H48ZM60 237V236H59ZM96 237V236H95ZM123 237V236H122ZM179 237V238H178ZM1 238V237H0ZM18 238H19V236H18ZM41 238V237H40ZM39 238V239H40ZM101 238V237H100ZM178 238V239H177ZM2 239V238H1ZM23 240H24V238H22ZM31 239V238H30ZM44 239V238H43ZM96 239H99V238H96ZM126 239H127V237H126ZM18 240H20V238L18 239ZM18 240L17 241H15L16 242V245H17V243H18ZM26 240V239H25ZM45 240V239H44ZM46 240H49L48 238H46ZM45 240V241H46ZM129 240V239H128ZM6 241V240H5ZM12 241V240H11ZM10 241V242H11ZM21 241V240H20ZM19 241V242H20ZM58 241V240H57ZM79 241V242H80ZM26 242V241H25ZM40 242V241H39ZM89 242V241H88ZM99 241H97V243H98ZM184 242V241H183ZM185 242H187V241H185ZM22 243H23V241H22ZM26 243H28L29 244V242H28V240H27V242ZM36 243V242H35ZM101 243V241L98 243V244H100ZM123 243V242H122ZM126 243V242H125ZM12 244H13V242H12ZM15 244V243H14ZM13 244V245H14ZM20 244H21V242H20ZM25 244V243H24ZM37 244V243H36ZM44 244H46V243H44ZM48 244V243H47ZM80 244V245H81ZM88 244H90V243H88ZM96 244V243H95ZM95 244H93L94 246H95ZM19 245V244H18ZM18 245H17V247H18ZM60 245V244H59ZM124 246H125V244H123ZM128 245V244H127ZM126 245V246H127ZM130 245V244H129ZM19 246H21V245H19ZM23 246V245H22ZM21 246V247H22ZM101 246V245H100ZM133 246V245H132ZM13 247V246H12ZM15 247V246H14ZM13 247V249H15ZM21 247L19 248V249H21ZM49 247V246H48ZM93 247V246H92ZM91 247V251H92V248ZM102 247V246H101ZM104 247H106V246H103L102 248H104ZM23 248L25 249L26 248V246L24 247L23 246ZM41 248H43V247H41ZM88 248H90V247H88ZM96 248V247H95ZM101 248V249H102ZM128 247H126V249H127ZM24 249L22 250V251H24ZM97 249V248H96ZM112 249V248H111ZM100 250V249H99ZM9 251V250H8ZM11 251H13V250H11ZM17 251H19L20 253H21V251L20 250H17ZM16 251V252H17ZM28 251V250H27ZM97 251V250H96ZM111 251V250H110ZM126 251H128V250H126ZM108 252H109V250H108ZM23 253H25V252H23ZM48 253V252H47ZM95 253V252H94ZM99 253V252H98ZM113 252H111V254H112ZM126 253V252H125ZM132 253V252H131ZM11 254V253H10ZM46 254V253H45ZM102 254V253H101ZM119 254V253H118ZM126 254H130V253H126ZM134 254V253H133ZM133 254H132V256H133ZM161 254H163V255H165V256H161ZM208 254V253H207ZM6 255H8V254H6ZM19 255H22V254H19ZM60 255V254H59ZM95 255V254H94ZM107 255H109L110 256V254H107ZM135 255V254H134ZM206 255V254H205ZM1 256V255H0ZM5 256V255H4ZM11 256V255H10ZM30 256V255H29ZM48 256V255H47ZM99 256V255H98ZM96 257V259L97 258H101L102 257V255H101V257ZM106 256V255H105ZM112 256H117V254L115 255V254H113ZM131 256V255H130ZM108 257V256H107ZM111 257V256H110ZM124 257V256H123ZM126 257V256H125ZM209 257V256H208ZM10 258H13V257H10ZM15 258V257H14ZM103 258V257H102ZM148 258V257H147ZM210 258V257H209ZM212 259H214V262L216 263V261H215V259L216 258H214V257H211ZM1 259V258H0ZM41 259V258H40ZM46 259V258H45ZM44 259V260H45ZM94 259H95V257H94ZM127 259H129V257H127ZM126 259V260H127ZM16 260V259H15ZM98 260H102V259H97L96 260V262H97V264H98ZM118 260H119V258H118ZM120 260H123V261H126L125 259H120ZM134 260V259H133ZM148 261L147 259H144V261ZM151 260H153V261H151ZM160 260V261H161ZM164 260V259H163ZM2 261V260H1ZM4 261V260H3ZM8 261V260H7ZM37 261V260H36ZM40 261V260H39ZM39 261H37L38 263H39ZM123 261H121L122 262V264H123ZM128 261V260H127ZM166 260H164V262H165ZM10 262V261H9ZM134 261H132V263H133ZM162 262V261H161ZM209 262V261H208ZM207 262V263H208ZM2 263V262H1ZM0 263V264H1ZM4 263H6L5 261H4ZM11 263H14V262H11ZM37 263V264H38ZM40 263H42V262H40ZM95 263V262H94ZM100 263V262H99ZM114 263V262H113ZM130 263V262H129ZM166 263V262H165ZM210 263V262H209ZM208 263V264H209ZM6 264H8V262L6 263ZM25 264V263H24ZM27 264V263H26ZM96 264V263H95ZM127 264V263H126ZM139 264H141V263H139ZM161 264V263H160ZM167 264V263H166ZM212 264H214V263H212ZM216 264H218V263H216Z\"/></svg>",
	"mask_w": 264,
	"mask_h": 264
},
{
	"label": "water",
	"instance_id": "95a60500",
	"mask_svg": "<svg viewBox=\"0 0 264 264\" xmlns=\"http://www.w3.org/2000/svg\"><path fill=\"white\" fill-rule=\"evenodd\" d=\"M166 1L178 21L179 27L185 29L188 35V40L196 46L209 70V74L205 78L198 79L195 76V84L192 85L189 83V87L181 83V80L183 81V77L185 75L187 77L190 76V72L188 70L179 71L173 74V77L179 82L178 94L182 97V102L186 103H183L184 109H182L181 114L176 115L175 117L171 114L168 116L167 119H169L170 122L168 125V132H166V137L170 139V142L174 141L177 143L179 141H184L181 145H176L180 151H182V147L195 149L193 156L196 160H200V157L198 156L199 153L206 154L207 159H214L215 157H222L224 154L229 153V151H236L238 153L236 162L239 167L241 177L249 185L264 190V142H262L260 134L256 139L255 134L251 132V127L254 122H256V114L254 111L255 99L254 96L250 94L253 90L250 55H253L256 58L257 63L259 61L257 54L264 59V41L260 37L259 26L257 23L259 22L258 18L260 13L264 10V0H260L257 5H254L252 0H199L200 5L204 6L225 4L226 6L234 7L232 10L233 17L240 15L243 18V22H247L252 26L250 29L252 31L253 41L245 52V61L248 66L246 70L247 78L245 81L249 83L247 91L248 101L250 104V107L247 109V114L250 116L247 124L249 126L247 132H243V123L231 104L232 100L230 94L227 90L224 91L220 85L210 59L202 50L200 43L193 37L190 27L182 20L179 11H177L171 0ZM115 2L116 0H109L112 12L115 16H117L113 8ZM175 38V44L177 46L184 43L181 42L183 40H180L178 33L175 35ZM172 45L173 44L169 41L165 40L164 49H167L168 46ZM192 72L194 73L195 71L192 70ZM211 82L214 86H210L204 90L203 88L209 86V83ZM196 90H202L204 93L203 99L197 100L195 98V94L193 92ZM221 105L224 109L226 108L230 112V116L239 126L236 145L231 144L229 148L226 147L224 149H218L219 146H217L215 142V136L219 141H222L224 136L219 137L218 134H213L211 132L220 127L218 121L214 117L215 114L223 112L226 113L225 110H222ZM220 120V124H222V126H226L227 123L229 124L228 121L222 122L221 118ZM207 133V136L200 137V135H205ZM207 142L211 143L213 150L206 153L205 148L202 147ZM255 200L254 198L246 200L247 205H241L236 211L240 217V225L242 226L243 234L245 236L244 244H240L233 250L229 251L228 259L226 260H223L221 257H217L215 252L208 253L210 258H216V263L226 264L227 262L228 264H247L250 261L264 256V229H260L258 231V236H255L252 228L247 223V219L251 218V208L253 207L251 203ZM191 203L194 205V209L196 211H201L204 207V203L201 202L198 197L193 198ZM230 240L233 241L231 236Z\"/></svg>",
	"mask_w": 264,
	"mask_h": 264
},
{
	"label": "flooded vegetation",
	"instance_id": "af4514ba",
	"mask_svg": "<svg viewBox=\"0 0 264 264\" xmlns=\"http://www.w3.org/2000/svg\"><path fill=\"white\" fill-rule=\"evenodd\" d=\"M252 2L254 5L256 4L254 0ZM233 9L234 7L225 4L205 6L195 16L192 15L193 21L202 22L192 34L197 41L204 44L212 61L219 63L215 68L212 65L217 78L225 73H235L231 76L225 75L227 77L226 89L230 94L231 104L243 123V132H247L250 118L247 109L250 104L247 91L249 83L245 81L248 68L245 52L253 41L250 29L252 26L243 22L240 15L233 17ZM258 21L260 37L264 41V10L260 13ZM257 58L258 63L256 58L250 55L253 79V90L250 94L255 99L254 111L256 114V122L252 125L251 132L255 134L256 139L260 134L261 140L264 142V59L258 54Z\"/></svg>",
	"mask_w": 264,
	"mask_h": 264
}]
</instances>
